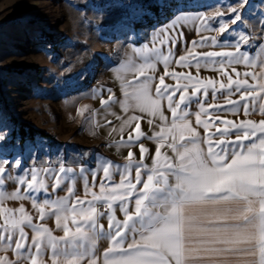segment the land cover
Segmentation results:
<instances>
[{
  "label": "snow or ice",
  "instance_id": "obj_1",
  "mask_svg": "<svg viewBox=\"0 0 264 264\" xmlns=\"http://www.w3.org/2000/svg\"><path fill=\"white\" fill-rule=\"evenodd\" d=\"M220 7L228 11L216 12L218 26L213 27L208 22L213 17L182 15L186 7L180 0L174 18L153 36L152 46L133 48L134 55L119 64L122 98L108 88L101 105L110 110L118 104L125 114L111 113L121 121V139L115 146L129 149L125 163L98 155L92 167L77 170L61 163L58 170L32 167L12 177L6 169H20L21 161L0 155V264H264V25L258 37L237 27L247 18L264 21V0H229ZM182 21H202L198 32L215 31L224 37L201 36L174 61L195 68V77L169 71L172 48L183 41V31H174ZM209 45L232 50L195 52ZM160 64L163 73L157 76ZM236 65L249 70L237 71ZM201 68L218 72L221 79H202ZM165 77L176 84L169 85ZM102 91L93 89V95ZM193 104L195 112L190 110ZM209 108L214 109L211 116ZM78 112L83 115V110ZM222 112L237 119H222ZM254 114L262 118L251 119ZM145 116L150 126L160 122L159 131L148 135L141 130ZM145 140L156 145L151 165L145 163ZM7 141L0 129V149ZM98 176L99 193L93 190ZM46 178L55 181L53 192L67 184V195L38 199L41 190L48 193ZM6 179L18 187L6 191ZM78 179L83 198L76 193ZM25 200L31 201L40 221L52 219L54 229L34 223L23 203L6 206L7 201ZM56 230L62 235H55Z\"/></svg>",
  "mask_w": 264,
  "mask_h": 264
},
{
  "label": "rangeland",
  "instance_id": "obj_2",
  "mask_svg": "<svg viewBox=\"0 0 264 264\" xmlns=\"http://www.w3.org/2000/svg\"><path fill=\"white\" fill-rule=\"evenodd\" d=\"M178 3L180 0H0V129L8 136L0 155L7 156L10 162L19 159L22 164L20 169L14 165L7 168L6 174L16 177L32 167L58 170L61 163L77 170L81 165L90 167L95 156L104 151L95 128L97 118L106 116L104 121L115 124L117 120L111 113L125 116L118 104L110 110L101 105V99L109 95L108 88L122 98L116 69L127 56L134 55L133 48L152 46L156 32L174 18ZM228 3L229 0H183L186 10L181 14L213 17L208 22L217 27L215 14L226 13L228 9L220 5ZM213 4L215 8L208 7ZM153 7L171 12L168 22L148 26L147 22L153 19ZM258 19L247 18L244 25L237 27L258 37L264 25ZM201 24L202 21H182L177 25L174 31H183L184 37L172 48L174 56L169 71L191 72V68L184 67L181 71L180 65L176 68L174 61L186 54V49L201 36H217L215 31L198 32ZM156 46H160L158 41ZM170 46L169 43L164 50ZM230 50L211 45L195 48L198 55ZM243 66L235 67L243 72ZM199 75L202 79H221L210 68H201ZM232 75L235 77V73ZM132 76L128 74V79ZM165 82L176 84L169 77H165ZM93 89L103 91L93 95ZM208 99L211 101V95ZM78 110H83V115ZM190 110L198 109L193 104ZM208 112L211 116L214 109L209 108ZM220 115L222 119H237L230 112ZM166 116L171 119L170 112ZM159 123L157 120L156 124ZM21 124L43 132L47 138L35 136L22 142L17 134V125ZM140 124H146L141 127L143 132L151 127L146 116ZM151 131H159V127L153 125ZM200 131L203 135V130ZM49 180L54 181L46 178L47 184Z\"/></svg>",
  "mask_w": 264,
  "mask_h": 264
},
{
  "label": "crops",
  "instance_id": "obj_3",
  "mask_svg": "<svg viewBox=\"0 0 264 264\" xmlns=\"http://www.w3.org/2000/svg\"><path fill=\"white\" fill-rule=\"evenodd\" d=\"M252 51H256V49H253ZM241 66H243V65H241ZM176 68H178L177 64H176ZM181 68L183 69V67H181ZM242 70L244 72V71H247L249 69H247L245 66H243ZM181 71H183V70H181ZM228 71H229L230 74H232L230 68L228 69ZM191 72H192V75L195 77L196 74H197L195 68H191ZM162 73H163V65L160 64V65H158L157 76L162 74ZM235 98L236 97H233V99H235ZM104 113H106V111ZM165 115H167L166 107H165ZM105 117L106 116H104V117L102 116L103 119H101V117L99 116L97 118V120H96V126H95L97 134L102 138V142H103V145H104L103 154L99 155V156L107 158V159L111 160L115 164H123V163H125L124 157L127 155V152H128L129 149L126 148V147H123V146H120V147H116L115 146L116 142L121 139V133L119 132V127H120L121 121L117 120L115 124L107 125L106 121H104V119H106ZM243 118L244 117L241 116V119H243ZM250 118L258 120V119H260L262 117H260L258 114H254ZM100 121L103 122V123L100 124ZM142 125H144V127H146V124H141V127H142ZM155 125H158V124H155ZM113 127H115L117 129V131H112ZM151 129H152V126L150 127L149 130H145L144 132L146 134H148V135H152L153 132L151 131ZM128 131H130V129H126L124 131V133H123V138L125 140L127 139ZM144 144H145V147L149 149V152L145 154V163L151 165V155H154L156 145H155L154 142L149 141V140H145ZM132 151H134V153L136 154L135 158L139 159L138 147L133 148ZM161 151L162 152H167L168 155H170V156L172 155L170 150H168L167 148H163V149H161ZM96 156H98V155H96ZM96 156H95V158H96ZM95 158H94L93 164L90 167L95 165ZM81 167H88V165H81L80 168ZM100 175H102V173ZM88 179H89V182L91 183V181H92L91 175L88 176ZM48 182H49L47 184L48 193L46 194V193H44L43 190H41V192L37 194L38 199L42 200V199L46 198L49 195L52 198H56V197H59V196L67 195V192H66L67 184H62L59 189H57L55 192H53L52 185H53V183L55 181L52 182V181L49 180ZM114 182H116V183L119 182V175L118 174L115 176ZM16 187H18V185L16 183H14L12 180H7V179L5 180V190L6 191L11 192V191L15 190ZM93 190L96 191L97 193H99V176L97 177V185H96L95 188H93ZM76 193H77V195L81 196V198H83L84 190H83V182H82V180L78 179L76 181ZM21 203L24 204V207H25L26 211L30 215L33 216V222L34 223H45L50 228L54 229L55 226H54V222H53L52 219H47L45 221H40L38 219V212H37L36 209H34L32 207V204H31L30 200H25V201H7L6 202V206L15 208V207H19V205ZM102 222L106 224V221H102ZM26 231H29V236L31 237V235H32L31 231L29 229H26ZM54 234L57 235V236L62 235V233L60 231H58V230L54 231ZM105 245H106V242H103V241L100 242V246L101 247H103ZM7 255L10 258H13L12 253H7ZM46 259H47V257H46Z\"/></svg>",
  "mask_w": 264,
  "mask_h": 264
},
{
  "label": "trees",
  "instance_id": "obj_4",
  "mask_svg": "<svg viewBox=\"0 0 264 264\" xmlns=\"http://www.w3.org/2000/svg\"><path fill=\"white\" fill-rule=\"evenodd\" d=\"M152 14H153V19H150L147 22L148 26H153L156 25L161 26L168 22V20L171 18V12H167L166 10H159L156 7L151 8ZM18 126V132L17 134L19 135L20 139L22 142L26 139L32 140L35 136H39L41 138H47V135L44 134L43 132L36 131L30 127H25L23 124L17 125Z\"/></svg>",
  "mask_w": 264,
  "mask_h": 264
},
{
  "label": "bare ground",
  "instance_id": "obj_5",
  "mask_svg": "<svg viewBox=\"0 0 264 264\" xmlns=\"http://www.w3.org/2000/svg\"><path fill=\"white\" fill-rule=\"evenodd\" d=\"M170 47H171V46H170ZM173 49H174V48H173ZM183 69H184V68H183ZM183 69H182V70H183ZM195 74H196V73H195ZM106 76H107V75H106ZM111 79H112V78H111ZM118 95H119V94H118ZM95 97H96V96H95Z\"/></svg>",
  "mask_w": 264,
  "mask_h": 264
}]
</instances>
